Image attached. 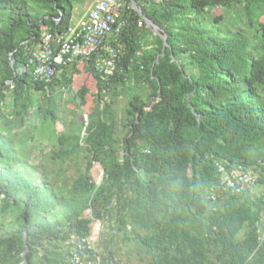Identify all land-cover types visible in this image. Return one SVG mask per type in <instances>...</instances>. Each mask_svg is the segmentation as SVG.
Segmentation results:
<instances>
[{
	"label": "trees",
	"instance_id": "16d2710c",
	"mask_svg": "<svg viewBox=\"0 0 264 264\" xmlns=\"http://www.w3.org/2000/svg\"><path fill=\"white\" fill-rule=\"evenodd\" d=\"M73 1L0 0V212L11 216L0 221V264H75L74 240L98 220L110 244L118 234L134 245L125 260L105 247L118 263L135 254L136 264H264V0H123L117 69L106 78L95 57L83 62L95 106L74 131L50 136V175L28 160L24 146L35 138L23 127L36 94L46 103L38 102L41 124L57 122L56 80L45 88L24 67L45 33L69 28ZM232 6L251 32L218 25L211 12ZM77 62L59 74L63 87ZM130 80L150 92H131L119 136L105 98ZM88 92L77 91L81 105ZM81 153L84 170L69 180L63 165ZM233 171H252L261 192L212 198Z\"/></svg>",
	"mask_w": 264,
	"mask_h": 264
},
{
	"label": "rangeland",
	"instance_id": "374dc122",
	"mask_svg": "<svg viewBox=\"0 0 264 264\" xmlns=\"http://www.w3.org/2000/svg\"><path fill=\"white\" fill-rule=\"evenodd\" d=\"M86 0H74L73 1V10H72V18L71 25L75 24L79 19V14L82 11L84 3ZM214 16H221L218 25L223 29H228L231 31L238 30L240 28L247 30V32H251L250 29L246 26V17L243 14V10L239 6H232L230 8H216L211 12ZM210 14V15H211ZM208 17V16H207ZM264 20V16L261 17ZM147 26L154 32L157 31V27L147 21ZM69 75L73 78L72 83L69 87H63L61 76L59 75L56 79V83L53 86V90L50 92L54 98H56V114H57V122L50 123L44 122L41 124V118L43 115L42 111H38V102L43 104L45 107V99H43L42 94H36L37 100L35 101V106L30 110V116L27 117L26 124L23 128H25V132L28 134L31 133L34 136L33 141H29L24 148L26 149V156L28 160L33 163L40 162L41 165H46L49 169L50 175L54 174V169L57 167L56 164H52L48 161V152L54 143V140H50V136H57L56 133L64 132L67 130L74 131L77 129L79 124L83 121H86L88 118V113L94 108V95L97 92V87L95 80L92 75L89 74L85 68L83 62H77L76 66L73 69H69ZM82 87H87L89 92L86 95V105L80 104V98L77 96V91ZM139 92L143 95H148L150 89L147 86H138L132 80H130L126 85H119L117 87L116 92H109L106 95L105 101L111 102L112 107L115 113V118L117 121V134L119 136H123L126 132L124 127L126 123V107L130 97L131 92ZM34 96V95H33ZM113 100V101H112ZM4 111L6 114L10 112V96H7L6 104L4 106ZM22 128H18L17 130V138H22ZM231 152L236 150L237 148H227ZM77 161V162H76ZM85 156L81 153L76 160H71L65 165H63V169H66L65 176L71 180L74 176H76L79 171L84 170L85 165ZM78 163V164H77ZM43 165V166H44ZM92 175L94 179L99 182L103 177V169L99 163H94L91 169ZM255 192H261L260 186L253 187ZM202 199L197 200V204L199 205V209L206 211L207 203ZM11 219L10 214L3 215L0 212V221H9ZM110 229L107 227L104 228L100 221H95L93 225V233H92V243L95 247L101 251V253L105 252V247L111 245L112 249L117 253V258H121L125 260L126 252L134 249V245L132 243H125L120 235L114 236L113 243H109L108 232ZM132 264H136L135 254L133 255Z\"/></svg>",
	"mask_w": 264,
	"mask_h": 264
},
{
	"label": "built area",
	"instance_id": "2783aa9c",
	"mask_svg": "<svg viewBox=\"0 0 264 264\" xmlns=\"http://www.w3.org/2000/svg\"><path fill=\"white\" fill-rule=\"evenodd\" d=\"M122 9L123 0H95L86 14L67 30L45 33L41 43L30 52L24 69L29 70L33 81L44 84L45 88L74 60L84 62L95 57L104 77L113 75L122 56L114 43L124 27L120 19ZM255 182L256 175L252 171H233L224 177L219 190H210L211 197L215 198L217 191L239 193L253 187ZM93 237L74 240L75 264H125L104 256L92 243Z\"/></svg>",
	"mask_w": 264,
	"mask_h": 264
},
{
	"label": "crops",
	"instance_id": "0c3cea01",
	"mask_svg": "<svg viewBox=\"0 0 264 264\" xmlns=\"http://www.w3.org/2000/svg\"><path fill=\"white\" fill-rule=\"evenodd\" d=\"M94 1H95V0H86V2L84 3V6H83V8H82V11H81L80 14H79V19L82 18V17L86 14V12H87V11L90 9V7L93 5ZM79 19H78V20H79ZM153 33H155V32L153 31ZM148 35H151V33H149Z\"/></svg>",
	"mask_w": 264,
	"mask_h": 264
},
{
	"label": "water",
	"instance_id": "95a60500",
	"mask_svg": "<svg viewBox=\"0 0 264 264\" xmlns=\"http://www.w3.org/2000/svg\"><path fill=\"white\" fill-rule=\"evenodd\" d=\"M135 6V5H134ZM136 8V7H135ZM154 25V24H153ZM154 26H156V25H154ZM164 38V43H165V37H163Z\"/></svg>",
	"mask_w": 264,
	"mask_h": 264
}]
</instances>
